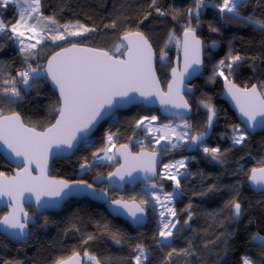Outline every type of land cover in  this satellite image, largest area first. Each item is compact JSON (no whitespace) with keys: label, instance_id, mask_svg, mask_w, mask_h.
<instances>
[{"label":"snow or ice","instance_id":"snow-or-ice-1","mask_svg":"<svg viewBox=\"0 0 264 264\" xmlns=\"http://www.w3.org/2000/svg\"><path fill=\"white\" fill-rule=\"evenodd\" d=\"M20 2L21 0H0V11L7 10L10 4L18 5ZM246 3L247 0H222L220 4L211 6L215 7L222 17L246 22L264 31V19H253L251 16L241 15L240 9ZM23 4L26 7L19 9L15 23H6L4 19L0 18V39L6 37L7 40L18 45L19 54L22 57L21 67L16 69L14 74L12 71L4 70V66L0 64V141L15 157H22L19 163L24 165L22 170L11 178L0 172V196L7 195L12 201H15L12 211L3 220H0V225L4 226V232L13 238H23L27 235L31 217L23 212L21 200L25 193L34 194L37 205L47 208L57 207L65 198L87 192L89 195L105 199L113 206L112 211L115 215H127L136 224L143 223L147 208L152 206L153 211L158 214V227L153 234L152 241L163 254L161 264H176L177 257L195 256V234L188 239L186 247L177 249L173 246L179 233L191 228L190 222L194 218L190 203L177 211L175 201L184 195L181 181L194 175L188 171L186 162L189 159H195V157H185L163 164L162 169L158 172L159 158L156 149L151 152L142 149L139 154L133 155L127 145H121L117 151L123 157L124 164L116 172L108 174L109 181L114 176L123 180L125 174L132 176L133 172L142 171L143 179L147 182L148 187L145 188V196L140 199L139 203L136 202L135 197L130 202L123 198L108 199V188L97 189L94 184L84 179L70 182L50 178L47 175V162L53 146L61 151L65 148H74L78 134L86 135L98 118H103L115 107L124 103L136 102L138 97L135 94L138 93L139 97H143L145 100L153 96L159 97L162 105L171 106L170 108L166 107L165 111L170 112L173 117H179L182 121L183 130L177 131L181 125L173 126L169 122L155 127L152 122L157 121L158 116L142 117L136 121V128H141L144 131L145 138L151 137L155 145L161 146L160 150L164 152L181 147L182 145L178 142L186 140L187 147H199L213 161L224 163L222 157L228 150L222 151L219 147H208L204 142L217 117L215 107L210 102H200L201 106L207 110V121L205 130L197 135H192L188 131L194 129V126L185 119V115L191 111V105L184 98L183 93L185 89L189 93L192 92V89L187 87L184 81L192 74L189 69H192L193 72L196 70L193 65L200 66L203 63L200 58L202 41L196 36L192 20L195 19L199 26L201 9L208 6L206 0H194V6L187 10V22L183 30L184 69L180 72L175 68L172 69L173 78L168 83L167 93L160 91L159 81L155 75L153 46L145 32L140 30L153 12L157 17L170 14L158 6V0H150L148 6L150 10L135 21L136 30L126 28L122 36L119 37L121 42L115 44L111 51L81 46L78 42L70 40V38H86V34L96 33L95 26L89 27L79 21L61 24L56 19L55 13L44 14L42 0H23ZM174 12L175 10H173ZM172 18H176L175 14H172ZM118 22L131 23V18L125 17L123 21H120L118 16L111 20L110 24H105L104 28L116 29ZM211 30L219 31L214 27H211ZM174 39V34L170 33L167 43L159 51V60L162 66L168 55L165 49ZM45 41H51L53 44H57V42L70 43L71 46L60 47L59 51L48 58L46 66L39 63L33 66L32 61H35L39 56L37 47ZM3 47L4 45L0 44V51L3 50ZM244 59L245 57L239 54L229 55L226 59L219 60L213 70V77L218 75L224 78L228 92L235 100L240 113L247 118L243 127L231 126L230 140L233 146L243 145L249 138L250 132H254L257 126L264 128V91L258 89L255 84L251 88H238L229 79V76ZM226 72L228 75H225ZM42 80H50L58 90L59 107L53 109L57 113L55 123L44 131H37L35 128L25 126L19 112L11 111L10 114L5 115V111L18 101L24 100L25 96L33 88H37ZM257 117H260L259 121ZM116 135V133H108L105 146L92 153V161L85 158L84 162L79 165L81 171L91 169L96 161L115 159L116 153H109L114 146ZM173 137H175L174 140ZM33 163L39 169V175L32 174ZM122 170H124L123 174ZM157 176L159 181L173 182L172 191H165L163 183L157 182ZM94 179L101 184L104 183L101 173H98ZM248 180L254 188L264 191V164L251 168ZM216 190L217 186L213 184L199 194L207 195ZM232 191L234 194L225 203L224 209L230 211V219L233 222H238L243 214L242 204L239 200L240 192L236 187H233ZM42 197H52L53 199H42ZM181 213H186V218L183 221L180 219ZM209 215L216 218L218 213H209ZM47 223L48 221L45 219L41 227ZM97 224L99 228L112 233L111 239L117 245L121 244L122 239L128 238L120 230L110 228L106 223L100 225L97 222ZM72 227L75 228V224ZM76 230L80 231L78 228ZM95 238L94 234H89L84 243ZM252 240L258 241L259 246L264 248V235L256 234L252 236ZM209 243L212 242H205L204 247L207 248ZM133 252L135 254L131 258V264H151L152 250L150 246L143 242L136 243L133 246ZM83 256L91 264H106L104 260L90 254L87 250ZM53 264H81L80 253L75 252L68 258L58 257ZM242 264H253V262L248 257H242Z\"/></svg>","mask_w":264,"mask_h":264},{"label":"trees","instance_id":"trees-1","mask_svg":"<svg viewBox=\"0 0 264 264\" xmlns=\"http://www.w3.org/2000/svg\"><path fill=\"white\" fill-rule=\"evenodd\" d=\"M221 2L222 0H206L208 6L201 9L199 26L195 19L192 20V26L205 45V63L204 72L192 83L194 94L189 99L194 113L188 121L194 126L192 135L199 134L205 130L207 121V110L200 102H210L215 107L217 117L204 142L205 146L219 147L222 151L228 150L222 157L224 163L213 161L199 147L189 148L186 144L167 152L162 151L165 155L164 164L173 159L195 157L186 162L188 171L194 175L181 181L184 195L175 201L177 211L190 203L194 218L190 222L191 228L179 233L173 246L177 249L186 247L188 239L195 234L196 255L188 258L177 257L176 264H242V257H250L253 264H264V248L259 246L258 241L252 240V236L256 234L264 235V193L254 191L248 182L251 168L264 164V131L249 135L243 145H232L231 126L241 125L235 112L220 98L224 78L218 75L213 77L214 66L219 60L239 54L245 59L229 79L240 87L249 88L255 84L264 91V87H261L264 85V31L249 23L222 17L218 10L211 6ZM42 4L44 14L55 13L61 24L79 21L97 29L96 33L86 34V38H70L72 42L108 51L121 42L119 37L126 28L136 30L135 21L150 10L148 7L150 0H42ZM158 6L170 14L157 17L153 12L140 30L145 32L156 50L157 72L163 86L166 87L173 60L180 53V38L187 22V10L194 6V0H158ZM19 9L18 5L10 4L7 10L0 11V18L6 23H15ZM240 11L244 17L264 19V0H247ZM172 14H175V19L172 18ZM118 16L120 21L130 17L131 23L118 22L116 29L104 28L105 24H110L111 20ZM210 26L219 31H212ZM170 33L174 34L175 39L165 49L168 55L162 66L159 51L167 43ZM211 43L219 44L217 51L209 48ZM0 44L4 45L0 51V64L4 66V70L12 71L14 74L15 70L21 67L22 61L18 45L6 37L0 39ZM68 45L71 44L64 42L53 44L51 41L38 45L39 56L32 61L33 66L36 63L45 66L47 59L54 52ZM225 75H228L227 72ZM58 99L57 93L51 89L48 81L42 80L24 100L6 109L5 114H10L11 111L19 112L27 125L43 130L55 121L57 113L53 109L59 107ZM153 114H157L159 119L165 122H180L167 120L156 109L135 105L101 123L93 136L83 142L72 157L54 160L51 166L52 175L68 181L84 179L91 182L98 173H110L118 162L115 165L96 163L87 171H81L79 165L85 158L92 161V153L105 146L106 137L110 132L117 134V144L130 145L134 139L143 137L142 130L136 128V121ZM132 148L134 151L145 148L160 149L154 148L150 142L132 144ZM13 170L14 167L1 158L0 172L9 175ZM172 183L166 180L165 189L172 190ZM213 184L217 186L216 191L207 195L199 194ZM142 186L148 184L126 188L121 193L110 192V195L113 199L132 200L135 197L140 201L145 196L142 193ZM233 187L238 188L240 192L239 200L243 209L238 222H233L230 219V211L224 209L225 203L234 194ZM98 188H105V185ZM28 211L35 215L33 208L28 207ZM148 212L150 222L144 228L135 229L127 221L114 218L102 204L91 199H72L60 212H46L40 215L37 225L31 228V237L22 243L13 242L0 234V264H53L56 258H68L75 252L84 258V264H91L83 256L85 250L104 260L106 264H131V258L135 254L133 246L140 242L150 246L151 264H161L163 254L152 241L158 227L157 216L151 209ZM5 213V210L0 209V219ZM209 213H218V216L213 218ZM185 218L186 213H181V221ZM45 219L48 223L41 227ZM97 222L100 225L106 223L110 228L120 230L128 238L122 239L119 245L115 244L111 239L112 233L99 228ZM73 224L75 228L72 227ZM77 228L80 231H77ZM89 234H94L96 238L84 243ZM209 241L212 243L205 248L204 243Z\"/></svg>","mask_w":264,"mask_h":264},{"label":"water","instance_id":"water-1","mask_svg":"<svg viewBox=\"0 0 264 264\" xmlns=\"http://www.w3.org/2000/svg\"><path fill=\"white\" fill-rule=\"evenodd\" d=\"M146 35V34H145ZM196 36L199 37V39L202 41V38L198 35V33L196 32ZM150 41V40H149ZM151 43V41H150ZM183 43H184V35L183 33L181 34V38H180V53L174 58L173 60V63H172V68L170 70V79L168 81V83L170 81H172V69L175 68L177 69L178 72L180 71H183L184 69V52H183ZM152 44V43H151ZM81 46H85V47H92V46H89V45H82L80 44ZM71 45H68V46H65V47H70ZM153 46V45H152ZM95 48V47H94ZM209 48L212 50V51H217L218 48H219V44L218 43H211L209 45ZM60 50V49H59ZM57 50V51H59ZM105 50V49H104ZM56 51V52H57ZM153 51H154V56H153V67L155 68V75H156V78L158 79L159 81V88H160V91L162 93H167L168 92V83L166 85V87L163 86L160 78H159V75H158V72H157V66H156V63H157V53H156V50L154 49L153 47ZM204 51H205V45L202 41V48H201V54H200V58L202 60V64L200 66H195L193 65V68H195L196 70L193 72L192 69H189V72H192V74L190 76H188L185 81H184V84L187 86V87H190L192 89V92H188L186 89L184 90V98L188 101V103L191 105V111L188 112L186 115H185V119H190L192 116H193V113H194V110H193V107H192V104L190 102V99L189 97L192 96L194 94V87L192 86V83L204 72V63H205V55H204ZM55 53V52H54ZM53 53V54H54ZM52 54V55H53ZM51 55V56H52ZM50 56V57H51ZM49 57V58H50ZM48 60V59H47ZM47 64V61L45 63V66ZM48 83L50 84L51 86V89L57 93L58 97H59V93H58V90L55 88V86L51 83L50 80H47ZM232 82L238 87V88H241L243 89L244 87H240L238 84H236L233 80ZM183 87V86H182ZM251 88V87H249ZM259 89V87H258ZM138 99L136 102H132V103H124L118 107H115L113 110L109 111L106 115L103 116V118H98V121L94 124V126L87 132L86 135L84 134H78V139L77 141H75V147L72 148V149H64L63 151L57 149L55 146H53V149L51 150V153L48 157V162H47V175L50 177V178H53V179H56V180H66V179H63V178H57V177H54L52 175V169H51V166H52V163L54 160L56 159H64V158H70L72 157L76 152L77 150L79 149V147L81 146V144L87 140H89L93 134L95 133V131L98 129V127L100 126L101 123L111 119L112 117H114L117 113L121 112V111H126L130 108H132L133 106L135 105H145L147 107H150V108H153V109H156L158 110L159 114L166 118L167 120L169 121H181V119L179 117H173L171 115L170 112H167L165 111V108H170L171 106L170 105H162L160 103V99L159 97H156V96H153V97H149L147 100H145V98L143 97H139V94H135ZM220 98L222 100H224L225 102L228 103V105L230 106V108L235 112L237 118H238V121H239V124L243 127L244 126V122L245 120L247 119L246 117H243L242 114L240 113L239 111V108L237 107L236 105V102L235 100L232 98L231 94L228 92V89H227V85L225 83V80L223 81V93L222 95L220 96ZM175 111V110H173ZM5 115H8V114H5ZM23 123L25 124L26 127H29V128H35V127H31L29 125H27L23 118L21 117ZM257 120L259 121L260 120V117H257ZM55 121L52 123L54 124ZM51 124V125H52ZM50 125V126H51ZM48 126V127H50ZM47 127V128H48ZM46 128V129H47ZM37 131H44L46 129H43V130H40V129H37L35 128ZM264 131V128H261L259 126L256 127V130L254 132H250V135H254L258 132H262ZM121 145H127L128 146V150L133 154V155H136V154H139L142 149L138 150V151H134L132 146H130L129 144L127 143H121V144H118L116 147H115V150H114V153H116V158L118 160V165L115 166V168L111 171V172H116V170L118 168H120V166L122 164H124V159L123 157H121L118 153V149H120ZM63 147V146H62ZM144 151H148V152H151L153 151V149H143ZM157 150V149H156ZM157 154H158V158H159V163L157 165V171L160 172L163 164L165 163V158H164V155H163V152L162 150H157ZM1 158L3 160H5L8 164H10L11 166L14 167V170L12 173H10L9 175L8 174H5L6 177L8 178H11L13 176H15L17 174L18 171L22 170V168L24 167V165L22 163H19L20 160H22V157L21 158H17L15 157V155L13 153H11V151L9 149H7L6 145L3 144L2 141H0V160ZM31 169H32V174L33 175H39V169L36 167V164L33 163L32 166H31ZM123 171L122 170V174H123ZM110 172V173H111ZM109 174V173H108ZM108 174H102L103 175V179H104V183L101 184L99 183L98 181H96L95 179H93L91 182L89 183H92L96 186V188L98 189L99 186H102V185H105V188H108L109 190V195H108V199H113L111 198V195H110V192H114V191H117V192H123L126 188H136V187H139L140 185L142 184H147V182L144 181L143 177H144V173L142 171H138V172H133L132 173V176H127L125 174L124 176V179L123 180H120V178L118 176H114L111 178V181H109V177H108ZM250 174V173H249ZM159 177L157 176L156 177V180H158ZM68 181V180H67ZM71 182V181H70ZM251 188L258 192V193H264V191H260L256 188H254L251 184V182L248 180ZM88 192H90L91 190H87ZM30 197V199H29ZM42 199H53L52 197H42ZM72 199H78V200H83V199H91L93 201H95L96 203H99V204H102L106 207V209L108 210V212L114 217V218H121L125 221H127L129 224H131L135 229H139V228H144L146 227V225L150 222V215H149V212L146 210V214L144 216V219H143V223L141 224H136L132 221V219L130 217H128L127 215H120V216H117L113 213L112 211V208L113 206L110 204V203H107L105 201V199H101V198H97L93 195H89L86 193L84 194H81V195H77V196H73V197H69V198H65V200L57 207H47V208H44V207H41V206H38L37 203H36V198H35V195L34 194H31V193H25V196L24 198L21 200V204H22V207H23V212L27 213L29 217H31V220L29 221V226H28V233L25 237L23 238H13L11 237L10 235L6 234L4 232V226L3 225H0V234H2L3 236H5L6 238L10 239L11 241L13 242H17V243H22L26 240H28L30 237H31V228L32 227H35L38 223V217L40 215H42L43 213H46V212H60L63 207ZM114 199H120V198H114ZM125 201H131V200H127V199H124ZM137 203H139V201L136 200ZM15 206V201H12L11 198L7 195H4V196H0V209L2 210H5L6 213L2 216V218L0 220H3V218L8 215L9 212L12 211V208ZM28 207H31L35 210V215H32L29 211H28ZM11 231V230H10ZM80 261H81V264H84V258L80 255Z\"/></svg>","mask_w":264,"mask_h":264},{"label":"rangeland","instance_id":"rangeland-1","mask_svg":"<svg viewBox=\"0 0 264 264\" xmlns=\"http://www.w3.org/2000/svg\"><path fill=\"white\" fill-rule=\"evenodd\" d=\"M21 30H23V29H21ZM29 42H34V41H29ZM153 115H156L157 116V114H153ZM152 115H150V116H147V117H151ZM153 123V125L155 126V127H159L160 125H162V124H167V123H169V122H165V121H162V120H160V119H158L157 121H154V122H152ZM172 123V122H171ZM173 124V126H176V125H181V128H177V131H181V130H183L182 129V121H180V122H173L172 123ZM242 127V126H241ZM140 130H142L141 128H139ZM188 131H190V133L192 134V130H188ZM142 135H143V137H141L140 139H134V141L132 142V143H130V146H132V144H139V143H142V142H150L151 144H152V146L154 147V148H161V146H157V145H155V143H154V140H152L151 139V137H149V138H145V133H144V131L142 130ZM175 139V137H173V140ZM114 146H112V150H111V152L109 153V154H112V153H114V150H115V147L118 145L117 143H116V137L114 138ZM163 143V142H162ZM178 143H180L182 146L183 145H185V144H187V141L185 140V141H180V142H178ZM170 150H172V149H170ZM188 150H190V149H188ZM184 152V151H183ZM101 155H102V153H101ZM181 159H184V158H180V159H173V160H170V161H168L167 163H171V162H175V161H178V160H181ZM118 162V160H117V158L115 157V159L114 160H112V161H108V160H104V161H96L95 162V164L96 163H104V164H116ZM166 163V164H167ZM163 167V166H162ZM162 169V168H161ZM160 183H163V185H165V183H166V180H164V181H159ZM172 186H173V183H172ZM146 187H148V186H142V193L145 195V188ZM164 190L165 191H168V190H166L165 189V186H164ZM170 191H172V190H170ZM153 210V207L152 206H149L148 208H147V210ZM155 214H156V216L158 217V214H157V212H155V211H153ZM250 260H251V258L250 257H248Z\"/></svg>","mask_w":264,"mask_h":264},{"label":"crops","instance_id":"crops-1","mask_svg":"<svg viewBox=\"0 0 264 264\" xmlns=\"http://www.w3.org/2000/svg\"><path fill=\"white\" fill-rule=\"evenodd\" d=\"M18 6L21 7H26V5L23 4V0H21L20 4H18Z\"/></svg>","mask_w":264,"mask_h":264},{"label":"flooded vegetation","instance_id":"flooded-vegetation-1","mask_svg":"<svg viewBox=\"0 0 264 264\" xmlns=\"http://www.w3.org/2000/svg\"><path fill=\"white\" fill-rule=\"evenodd\" d=\"M157 150H160V149H157ZM163 155H164V152H163ZM164 158H165V155H164ZM100 187V186H99ZM99 189V188H98Z\"/></svg>","mask_w":264,"mask_h":264},{"label":"bare ground","instance_id":"bare-ground-1","mask_svg":"<svg viewBox=\"0 0 264 264\" xmlns=\"http://www.w3.org/2000/svg\"><path fill=\"white\" fill-rule=\"evenodd\" d=\"M188 120V119H187ZM129 188V187H128ZM148 211V210H147Z\"/></svg>","mask_w":264,"mask_h":264}]
</instances>
